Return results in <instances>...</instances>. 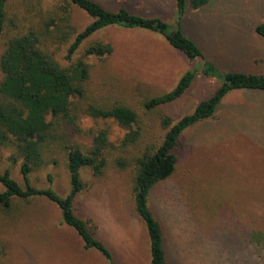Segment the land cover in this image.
<instances>
[{"label":"rangeland","instance_id":"1","mask_svg":"<svg viewBox=\"0 0 264 264\" xmlns=\"http://www.w3.org/2000/svg\"><path fill=\"white\" fill-rule=\"evenodd\" d=\"M96 1L111 12L127 8L164 21L171 31L181 29L217 73L206 75L202 60L191 63L159 33L122 27L98 32L68 60L71 44L92 18L67 0H8L0 57L10 38L34 31L41 48L62 68L80 59L88 64L84 96L73 101L77 130L55 127V137L42 149L44 164L30 180L37 189L51 188L67 198L70 149L88 152L94 137L107 132L111 148L104 174L81 170L85 190L75 212L96 231L115 264H150L148 231L134 210L135 161L148 147L163 143L165 116L176 122L191 114L216 93L226 74L264 76V39L255 32L264 24V0H211L181 25L174 0ZM65 9L68 23L63 21ZM97 44L111 45L112 55L86 58V50ZM193 70L199 76L181 99L145 108L148 100L170 93ZM114 106L138 115L134 130L141 135L136 144L121 148L128 132L113 119L90 116L91 108ZM175 155V173L149 199L165 233L169 264H264V93L229 94L214 119L184 133ZM23 163L15 142L0 143V171H9L22 187ZM4 190L0 183V192ZM256 234L263 239H253ZM0 255L1 264H110L99 252L85 250L76 231L64 223L61 209L42 197L13 199L9 208L0 205Z\"/></svg>","mask_w":264,"mask_h":264},{"label":"trees","instance_id":"2","mask_svg":"<svg viewBox=\"0 0 264 264\" xmlns=\"http://www.w3.org/2000/svg\"><path fill=\"white\" fill-rule=\"evenodd\" d=\"M92 18V22L77 34L71 44L67 59L78 53L81 46L98 32L110 27L140 29L159 33L175 50L185 55L191 63L202 60L205 74H216L214 66L208 62L198 45L189 39L181 29L170 30V26L157 18H145L122 8L111 12L96 0H67ZM179 24L189 13L208 6L211 0H174ZM8 0H0V35L5 31ZM63 21L68 23L70 17L67 9ZM74 31L73 28H71ZM255 32L264 38V24L255 28ZM39 34L31 31L25 35L10 38L0 57V143L15 142L19 154L24 159L21 174L22 187L15 181L9 171H0V183L5 188L0 192V205L9 208L13 199L30 201L34 198H46L56 204L62 211L64 223L76 231L85 250L99 252L110 264H115L112 254L97 238V233L90 224L75 212L79 195L85 190L81 177L83 168H90L95 176H102L107 165L108 150L111 148L107 132H100L93 143L84 152L80 148L70 149L68 169L71 178V193L63 199L51 188L37 189L31 183V174L44 164L43 146L54 137L55 127L69 126L77 130L75 117L72 115L73 101L84 96V83L90 77V69L84 59H80L68 68H62L41 48ZM113 53L111 45L97 44L85 52V57L105 58ZM199 76L197 70L186 73L170 93L155 97L145 103L147 110H154L181 99L193 86ZM235 91H256L264 93V76L233 72L224 76L223 85L216 93L202 101L195 110L178 121L165 116L162 128L166 131L165 139L159 147H148L137 158L135 178L132 187L136 215L144 222L151 242L150 264H169L167 241L160 221L149 206V199L155 189L168 181L176 170L175 150L184 133L197 125L216 117L224 99ZM90 116L96 119H113L128 133L121 148L137 143L141 132L135 131L139 125L138 115L130 108L114 106L110 109H90ZM75 130V131H76ZM57 137V136H56ZM122 169L127 165L117 162ZM51 181V180H50ZM223 235V234H222ZM264 235V234H263ZM225 242L227 243V236ZM253 239H263L256 234ZM1 264V255H0Z\"/></svg>","mask_w":264,"mask_h":264},{"label":"crops","instance_id":"3","mask_svg":"<svg viewBox=\"0 0 264 264\" xmlns=\"http://www.w3.org/2000/svg\"><path fill=\"white\" fill-rule=\"evenodd\" d=\"M262 38V37H261ZM264 39V38H263Z\"/></svg>","mask_w":264,"mask_h":264}]
</instances>
